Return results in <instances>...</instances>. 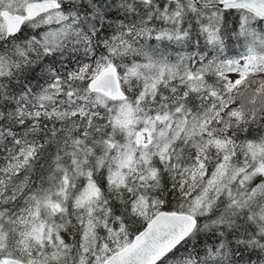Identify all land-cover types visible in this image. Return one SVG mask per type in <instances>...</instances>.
<instances>
[{
  "label": "snow or ice",
  "instance_id": "obj_1",
  "mask_svg": "<svg viewBox=\"0 0 264 264\" xmlns=\"http://www.w3.org/2000/svg\"><path fill=\"white\" fill-rule=\"evenodd\" d=\"M0 264H264V0H0Z\"/></svg>",
  "mask_w": 264,
  "mask_h": 264
}]
</instances>
